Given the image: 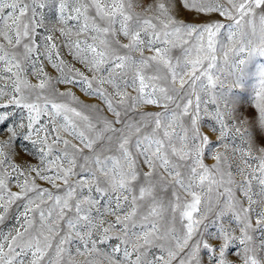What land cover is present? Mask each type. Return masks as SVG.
Listing matches in <instances>:
<instances>
[{
  "label": "snow or ice",
  "instance_id": "snow-or-ice-1",
  "mask_svg": "<svg viewBox=\"0 0 264 264\" xmlns=\"http://www.w3.org/2000/svg\"><path fill=\"white\" fill-rule=\"evenodd\" d=\"M257 58L264 0H0V264H264Z\"/></svg>",
  "mask_w": 264,
  "mask_h": 264
},
{
  "label": "rangeland",
  "instance_id": "rangeland-1",
  "mask_svg": "<svg viewBox=\"0 0 264 264\" xmlns=\"http://www.w3.org/2000/svg\"><path fill=\"white\" fill-rule=\"evenodd\" d=\"M257 63H264V58H257ZM49 72L52 70L50 68L47 69ZM54 74V73H53ZM78 95H81L82 99H87V97H84L81 93L77 92Z\"/></svg>",
  "mask_w": 264,
  "mask_h": 264
}]
</instances>
